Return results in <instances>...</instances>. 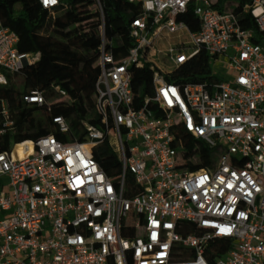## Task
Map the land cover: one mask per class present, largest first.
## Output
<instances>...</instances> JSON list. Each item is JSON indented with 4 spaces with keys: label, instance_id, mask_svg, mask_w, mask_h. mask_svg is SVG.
<instances>
[{
    "label": "built area",
    "instance_id": "built-area-1",
    "mask_svg": "<svg viewBox=\"0 0 264 264\" xmlns=\"http://www.w3.org/2000/svg\"><path fill=\"white\" fill-rule=\"evenodd\" d=\"M94 1L101 122H84L83 140L50 134L0 152V264H264V0L225 11L216 0H124L141 6L125 48L107 34L121 0ZM66 2L13 9L55 12ZM188 10L196 29L184 21ZM17 43L0 18V87L4 70L24 74L40 62ZM201 50L208 78L168 80ZM137 69L150 82L144 93L133 86ZM24 99L45 102L38 89ZM53 122L68 133L63 115ZM12 127L0 99V135ZM180 128L195 140L193 153L179 155ZM104 141L121 163L119 185L93 157ZM127 172L140 189L131 198L123 196Z\"/></svg>",
    "mask_w": 264,
    "mask_h": 264
},
{
    "label": "trees",
    "instance_id": "trees-1",
    "mask_svg": "<svg viewBox=\"0 0 264 264\" xmlns=\"http://www.w3.org/2000/svg\"><path fill=\"white\" fill-rule=\"evenodd\" d=\"M250 2L251 0H216L213 6L219 11H225ZM15 3L28 7L33 4V0H0V18L3 24L17 33V48L20 52L38 56L40 62L48 64L53 72L39 82H33L27 73L4 70L7 83L0 87V99L8 109L13 127L0 135V152L10 149L16 142L36 140L50 134L65 142L83 140V123L99 125L101 122L95 109V62L101 43V15L95 1L67 0L55 12L34 8L30 12L20 10L16 14L13 9ZM116 11L122 16L110 22L107 34L116 48H125L129 45V20L141 12V6L139 3L121 0L116 5ZM239 18L243 20L242 16ZM184 21L194 29L197 28L190 10L187 11ZM209 73L208 57L201 50L175 67L168 75V80L177 84L199 82L208 78ZM149 85V79L137 69L133 86L143 89L144 93ZM33 89L41 92L45 99L43 104L24 99ZM63 107L69 108L61 109ZM58 114L63 115L68 124L67 134L60 133L53 122V117ZM177 136L183 140L179 155L193 153L196 142L191 135L180 128ZM197 147L203 156L207 154L215 160V151L209 152L199 141ZM92 154L109 179L119 185L121 163L111 146L104 141L93 147ZM139 192L133 175L127 172L123 196L131 198Z\"/></svg>",
    "mask_w": 264,
    "mask_h": 264
},
{
    "label": "rangeland",
    "instance_id": "rangeland-1",
    "mask_svg": "<svg viewBox=\"0 0 264 264\" xmlns=\"http://www.w3.org/2000/svg\"><path fill=\"white\" fill-rule=\"evenodd\" d=\"M212 71L218 75H224L223 66L211 65ZM27 75L33 82H39L42 78L50 75L53 71L48 64L37 62L33 67L27 68Z\"/></svg>",
    "mask_w": 264,
    "mask_h": 264
},
{
    "label": "bare ground",
    "instance_id": "bare-ground-1",
    "mask_svg": "<svg viewBox=\"0 0 264 264\" xmlns=\"http://www.w3.org/2000/svg\"><path fill=\"white\" fill-rule=\"evenodd\" d=\"M109 11H110V19H114L116 17V14L114 13V11L111 8H109ZM67 108H69V107H63L61 109H67Z\"/></svg>",
    "mask_w": 264,
    "mask_h": 264
}]
</instances>
